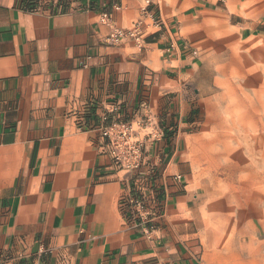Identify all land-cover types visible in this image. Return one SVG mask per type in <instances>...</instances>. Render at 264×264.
I'll use <instances>...</instances> for the list:
<instances>
[{"label": "crops", "instance_id": "crops-1", "mask_svg": "<svg viewBox=\"0 0 264 264\" xmlns=\"http://www.w3.org/2000/svg\"><path fill=\"white\" fill-rule=\"evenodd\" d=\"M210 16L264 38V0H0V264H264L256 229L209 219L185 157L180 44ZM144 117L165 137L126 174L101 131ZM138 194L150 226L121 210Z\"/></svg>", "mask_w": 264, "mask_h": 264}, {"label": "rangeland", "instance_id": "rangeland-1", "mask_svg": "<svg viewBox=\"0 0 264 264\" xmlns=\"http://www.w3.org/2000/svg\"><path fill=\"white\" fill-rule=\"evenodd\" d=\"M236 36L232 22L210 16L193 21L180 44L196 63L185 157L209 219L233 218L226 223L264 237V192L254 175L264 177V38Z\"/></svg>", "mask_w": 264, "mask_h": 264}, {"label": "built area", "instance_id": "built-area-1", "mask_svg": "<svg viewBox=\"0 0 264 264\" xmlns=\"http://www.w3.org/2000/svg\"><path fill=\"white\" fill-rule=\"evenodd\" d=\"M142 14L146 13V7L141 8ZM126 36L133 37L132 34L122 31H115L110 36V40L116 42ZM115 107L113 110H116ZM102 138L105 139V147L112 161L121 171L126 174L137 172L143 162L144 143L150 140L158 141L163 138V131L148 117H144L139 124L133 127L131 124L123 123L116 125L112 123L105 126L101 131ZM141 136V137H140ZM180 176L176 177L179 181ZM133 206L136 219L150 226L149 213L141 195L121 202V210L127 206Z\"/></svg>", "mask_w": 264, "mask_h": 264}, {"label": "bare ground", "instance_id": "bare-ground-1", "mask_svg": "<svg viewBox=\"0 0 264 264\" xmlns=\"http://www.w3.org/2000/svg\"><path fill=\"white\" fill-rule=\"evenodd\" d=\"M254 175H255V178H256L255 180L258 181V185H261V189L264 192V177L262 175L259 177V175H257L256 173H254ZM259 226H261V224Z\"/></svg>", "mask_w": 264, "mask_h": 264}, {"label": "trees", "instance_id": "trees-1", "mask_svg": "<svg viewBox=\"0 0 264 264\" xmlns=\"http://www.w3.org/2000/svg\"><path fill=\"white\" fill-rule=\"evenodd\" d=\"M163 137H165V133L163 134ZM123 214H124V215H126V214H127V212H123Z\"/></svg>", "mask_w": 264, "mask_h": 264}]
</instances>
